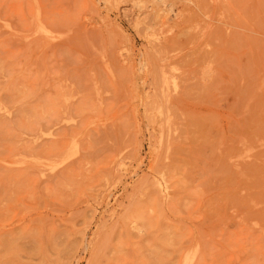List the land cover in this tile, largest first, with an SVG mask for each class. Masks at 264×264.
I'll list each match as a JSON object with an SVG mask.
<instances>
[{
	"label": "rangeland",
	"instance_id": "1",
	"mask_svg": "<svg viewBox=\"0 0 264 264\" xmlns=\"http://www.w3.org/2000/svg\"><path fill=\"white\" fill-rule=\"evenodd\" d=\"M0 264H264V0H0Z\"/></svg>",
	"mask_w": 264,
	"mask_h": 264
}]
</instances>
